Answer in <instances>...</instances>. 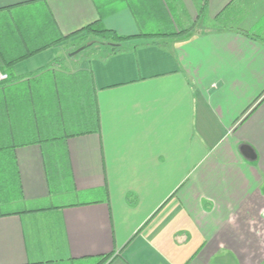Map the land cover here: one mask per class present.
<instances>
[{
  "label": "crops",
  "instance_id": "0c3cea01",
  "mask_svg": "<svg viewBox=\"0 0 264 264\" xmlns=\"http://www.w3.org/2000/svg\"><path fill=\"white\" fill-rule=\"evenodd\" d=\"M99 2L0 0V13L45 8L73 36L12 75L51 64L99 19ZM161 3L170 33L161 18L139 24L126 2L107 3L118 11L104 27L138 47L78 67L100 128L67 141L69 193L92 199L52 203L41 148H19L23 192L0 200V264L264 260V0Z\"/></svg>",
  "mask_w": 264,
  "mask_h": 264
},
{
  "label": "trees",
  "instance_id": "16d2710c",
  "mask_svg": "<svg viewBox=\"0 0 264 264\" xmlns=\"http://www.w3.org/2000/svg\"><path fill=\"white\" fill-rule=\"evenodd\" d=\"M109 1L112 0H100L99 19L74 36L81 41L89 37L100 41L86 55L87 59L96 54L110 57L138 47L129 44L134 38L120 36L104 27L105 16L118 11L108 9ZM122 2H126L139 24L154 25L159 18L163 20L161 0ZM11 9L0 13V70L9 75L7 81L0 82V200L14 201L23 192L16 155L19 148L38 145L50 190L69 188L67 141L98 133L100 117L90 73L78 70L81 61L75 63L71 58L75 69L69 70L64 57L57 56L34 73L20 78L12 75L16 64L73 36H62L45 8ZM162 22L167 28L162 33H170L169 21ZM109 257L101 258L97 264H104Z\"/></svg>",
  "mask_w": 264,
  "mask_h": 264
},
{
  "label": "rangeland",
  "instance_id": "374dc122",
  "mask_svg": "<svg viewBox=\"0 0 264 264\" xmlns=\"http://www.w3.org/2000/svg\"><path fill=\"white\" fill-rule=\"evenodd\" d=\"M98 43H100V41H98V39H96L94 37H89L88 39H86L84 41H81V39L77 38L74 41L70 42L69 46H66L64 48V52L60 55V56L64 57V59H65L64 62H65V66L67 67V69H69V70L75 69V66H74L71 58H74L75 63H77L78 61L84 60L86 58V55L89 54V52H91L93 47L96 48V46H97L96 44H98ZM73 52H78V53L73 54ZM71 54H73V55H71ZM69 190H70L69 188H66L63 190L62 189L56 190V188L53 189L54 197H53L51 202L54 203L55 205H58V204L75 203L78 201H86L88 199H92V198H88V197H84V196L81 198H77L72 193H69ZM32 206H34V205H32ZM83 264H89V263H83ZM261 264H264V260L262 261Z\"/></svg>",
  "mask_w": 264,
  "mask_h": 264
},
{
  "label": "built area",
  "instance_id": "2783aa9c",
  "mask_svg": "<svg viewBox=\"0 0 264 264\" xmlns=\"http://www.w3.org/2000/svg\"><path fill=\"white\" fill-rule=\"evenodd\" d=\"M9 78V75L8 73L0 70V82H4V81H7Z\"/></svg>",
  "mask_w": 264,
  "mask_h": 264
}]
</instances>
